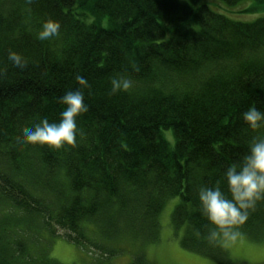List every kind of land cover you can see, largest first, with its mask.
Returning <instances> with one entry per match:
<instances>
[{"label":"trees","instance_id":"trees-1","mask_svg":"<svg viewBox=\"0 0 264 264\" xmlns=\"http://www.w3.org/2000/svg\"><path fill=\"white\" fill-rule=\"evenodd\" d=\"M253 1L249 10L264 9ZM209 3L0 0V264H61L50 255L58 230L99 253L90 264H111L124 240H158V214L174 196L181 246L234 264L198 194L219 187L231 199L225 171L264 137V125L253 130L242 118L252 106L264 112V17L234 20ZM48 20L59 35L41 41ZM118 75L133 85L113 94ZM76 90L88 110L76 118L75 143H25L41 119L59 122L60 98ZM246 212L229 231L263 240L264 198ZM129 264L155 263L137 252Z\"/></svg>","mask_w":264,"mask_h":264},{"label":"clouds","instance_id":"clouds-1","mask_svg":"<svg viewBox=\"0 0 264 264\" xmlns=\"http://www.w3.org/2000/svg\"><path fill=\"white\" fill-rule=\"evenodd\" d=\"M59 23L48 20L41 26L37 38L41 41L54 40L59 35ZM8 60L18 68H24L26 61L15 51H9ZM134 70L138 67L133 64ZM81 86L87 87V81L76 77ZM111 93L127 91L133 81L126 76L118 75L110 80ZM61 102L67 107L60 113L59 122L50 123L46 118L39 123L27 128L23 132L25 143L48 144L56 148L63 144L75 143L77 133L76 118L81 113L87 112L88 106L84 103V94L80 90L69 91L61 98ZM243 120L255 130L264 125V112L252 106L242 113ZM227 180L231 199L225 197L219 187H201L199 201L201 210L208 220L216 225L224 238L235 239L236 233L229 231V226L242 223L247 218L246 210L255 201L264 198V137L254 138L249 145V152L243 157L241 164L230 165L224 173ZM218 235L212 232V238Z\"/></svg>","mask_w":264,"mask_h":264},{"label":"rangeland","instance_id":"rangeland-1","mask_svg":"<svg viewBox=\"0 0 264 264\" xmlns=\"http://www.w3.org/2000/svg\"><path fill=\"white\" fill-rule=\"evenodd\" d=\"M209 7L223 13L234 20L253 21L264 17V9L249 10L254 6L253 0H242L234 6H227L219 0H209ZM218 5L217 8L214 6ZM166 137L170 138V132L166 131ZM178 196L165 200L158 214L159 236L158 240L143 246L133 245L124 240L125 249L109 259L111 264H129L137 252H142L145 257L155 264H217V262L197 252L184 249L180 244L181 230H175L171 224V213L179 201ZM57 236L51 242L50 255L61 264H90L94 256L99 253L78 247L74 243L64 239L65 231L58 230ZM235 239L221 238L222 245L228 251V256L234 264H264V239L253 240L243 233L235 232Z\"/></svg>","mask_w":264,"mask_h":264}]
</instances>
